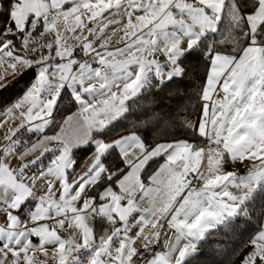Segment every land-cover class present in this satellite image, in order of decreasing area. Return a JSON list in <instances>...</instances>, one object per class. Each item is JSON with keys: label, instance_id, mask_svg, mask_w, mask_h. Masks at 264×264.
<instances>
[{"label": "snow or ice", "instance_id": "snow-or-ice-1", "mask_svg": "<svg viewBox=\"0 0 264 264\" xmlns=\"http://www.w3.org/2000/svg\"><path fill=\"white\" fill-rule=\"evenodd\" d=\"M5 14L0 81L34 79L0 111V264H188L211 231L264 216V0H8ZM195 50L209 62L198 122L160 105L132 125L178 122L185 138H104L154 80L181 77ZM66 90L76 111L57 123ZM88 145L92 162L77 175L74 150ZM113 150L123 167L110 172ZM94 218L114 227L97 237ZM238 264H264V225Z\"/></svg>", "mask_w": 264, "mask_h": 264}, {"label": "trees", "instance_id": "trees-1", "mask_svg": "<svg viewBox=\"0 0 264 264\" xmlns=\"http://www.w3.org/2000/svg\"><path fill=\"white\" fill-rule=\"evenodd\" d=\"M8 8V0H0V21L6 19V12ZM209 39H219L218 36L210 34ZM204 45H201L203 48ZM216 47L229 48L230 45L219 43ZM181 66L184 68V74L179 78H174L166 86H150L147 90L143 91L136 98L128 102L130 115H126L115 124L111 125L106 130V140L117 137L130 131H137L142 136L147 135V139L151 141L153 137L159 133L160 139L163 140L172 135H179L180 138H185L188 130L184 129L178 122L172 129L164 130L161 132L158 129H153L152 133H147L144 127L133 128V122L139 124L141 117L140 113H144L150 109L159 110L160 105L177 106L180 107V115L186 117L190 121L197 115L200 105V92L202 85L206 79L209 62L206 58L204 51L195 50L186 53L181 58ZM34 79V72L28 71L23 75H19L9 82L7 87H0V111L12 103L17 96H19L30 82ZM69 90L64 91L62 99L58 101V105L54 112L55 121L58 123L70 111L75 109L69 97ZM56 129V124H53L50 131ZM22 140L30 141L38 137L37 133L21 132ZM93 151L91 145L81 147L74 150V157L77 160L76 169L79 168L89 154ZM163 157L151 160L143 172V178L151 175L154 170L163 161ZM105 164L109 168H117L123 163L117 156L116 150H113ZM101 188L103 185L100 186ZM99 189H97L98 191ZM92 194H95L93 192ZM259 202H257V206ZM264 216L259 214V211L254 212L248 218H241L238 223L230 224L227 228H218L207 234L206 239L199 243V254L193 257L188 264H238L240 255L242 254L243 245L247 240L262 226ZM103 220L97 218L95 231L99 233L102 227Z\"/></svg>", "mask_w": 264, "mask_h": 264}, {"label": "crops", "instance_id": "crops-1", "mask_svg": "<svg viewBox=\"0 0 264 264\" xmlns=\"http://www.w3.org/2000/svg\"><path fill=\"white\" fill-rule=\"evenodd\" d=\"M50 38H51L50 35H46V36L44 37V41L46 42V41H47L48 39H50ZM161 59H163V57H161ZM9 78H11V75L7 76V77L5 78V80H8ZM69 91H70V90H69ZM23 93H24V91H23L19 96H17L16 99H18L19 97H21V96L23 95ZM16 99H15V100H16ZM15 100H14V101H15ZM10 104H11V103H10ZM10 104H9V105H10ZM201 108H202V103L200 102V105H199V109H198L197 115H196V116L193 118V120L191 121L193 124H195V123L198 122L199 117H200V113H201ZM74 111H76V108L73 109L72 111H70L67 115L71 114V113L74 112ZM54 112H55V111H54ZM53 115H54V113H53ZM52 126H53V125H51L48 129H46V133H47V134H52L53 131H50V129H51ZM4 131H5L4 129H0V137L3 136ZM37 134H38V137H37L36 139H38L39 136H40L39 133H37ZM127 134H129V133L121 134V135H119V136H117V137H114V138L108 139V141H111V140H113V139H117V138H119L120 136L127 135ZM22 138H23V137L20 136V139H22ZM24 140H25V139H24ZM0 143H3V141L0 140ZM31 158H33V157H29V159H31ZM91 162H92V161H91L90 159H85V161L83 162V164H82L79 168L84 167V169H85L89 164H91ZM149 162H150V161H149ZM163 162H164V160H163L160 164H162ZM230 162H231V161H227V162L225 163V169H226V170H231V169H230ZM121 167H123V164H122L121 166L117 167V168H109V169H111L112 172H114V171H116L117 169H119V168H121ZM158 167H159V166H158ZM158 167H157V168H158ZM79 168H77L76 170H78ZM157 168H156V169H157ZM156 169H155V170H156ZM155 170H154V171H155ZM245 171H246V170H245ZM245 171L240 172V173L243 174ZM142 179H144V178H143V173H142ZM145 182H147V180H145ZM0 219H2V217H0ZM96 220H97V218H94V219L92 220V222H91V223H92V226L94 227V230H95ZM262 225H264V219H263V223H262ZM115 226H120V225H119V223H117ZM113 227H114V226L111 225L109 222L103 220L102 227H101L99 233H96V231H95V233H96V235H97V237H98L99 235L104 234L106 231H107V232H110V231L112 230ZM133 231H135V229H134ZM198 249H199V244H198Z\"/></svg>", "mask_w": 264, "mask_h": 264}, {"label": "rangeland", "instance_id": "rangeland-1", "mask_svg": "<svg viewBox=\"0 0 264 264\" xmlns=\"http://www.w3.org/2000/svg\"><path fill=\"white\" fill-rule=\"evenodd\" d=\"M14 77L13 76H11V78H9L8 80H3V81H0V84H6L7 82H9L11 79H13ZM0 118H2V117H0ZM91 160V159H90ZM87 168V167H86ZM86 168L84 169V167H81V168H79L78 170H76V174L77 175H79L80 173H82L83 171H85L86 170ZM109 171L110 172H112V170L111 169H109ZM98 203H100V201H98ZM23 218V217H22ZM70 231L71 230H69V232H62L61 234L62 235H64L65 237H67L69 234H70ZM33 243H38V240L37 239H33ZM199 250V249H198Z\"/></svg>", "mask_w": 264, "mask_h": 264}, {"label": "built area", "instance_id": "built-area-1", "mask_svg": "<svg viewBox=\"0 0 264 264\" xmlns=\"http://www.w3.org/2000/svg\"><path fill=\"white\" fill-rule=\"evenodd\" d=\"M230 169L231 170H236V171H239V172H243V171L246 170L242 165H240L238 163H232V162H230ZM158 250H160V249H158Z\"/></svg>", "mask_w": 264, "mask_h": 264}]
</instances>
